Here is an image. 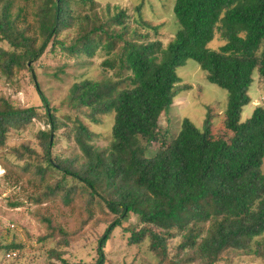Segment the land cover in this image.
Returning <instances> with one entry per match:
<instances>
[{"label":"trees","instance_id":"16d2710c","mask_svg":"<svg viewBox=\"0 0 264 264\" xmlns=\"http://www.w3.org/2000/svg\"><path fill=\"white\" fill-rule=\"evenodd\" d=\"M14 2L0 0V38L10 45L0 53V71L7 79L25 69L31 72L50 125L38 132L41 150L26 143L10 148L21 173L31 174L43 186L31 200L40 203L59 194L68 204L82 184L90 201L99 198L115 216L99 239L94 263L60 256L61 264H104L107 241L131 214L141 224L131 230V242L148 240L158 264H183V255L190 251H195L193 261L198 252L205 264L247 253L264 260V104L243 119L255 74L264 84V0H175L177 27L166 44L132 32L124 10L104 15L96 0H81L93 13L85 16V25L68 45L58 37L72 28L70 0H42L39 44L38 37L23 29L17 28L12 40L4 35ZM137 11V21L149 26L140 7ZM215 40L221 42L218 48L212 46ZM56 45L77 58L93 57L103 47L104 64L115 76L72 85L68 102L78 113L69 139L79 150L72 160L55 153L62 124L31 67ZM188 60L196 61L211 83L228 92L225 126L233 133L231 142L213 138L209 117L202 128L185 118L178 134L149 155V144L159 140L160 118L174 103L178 68ZM79 113L94 123L102 114H114L110 144L103 151L90 142L93 133ZM36 116L34 107L0 97V146L11 128L26 127ZM178 236L181 241L175 245ZM17 247L0 242V249Z\"/></svg>","mask_w":264,"mask_h":264},{"label":"rangeland","instance_id":"374dc122","mask_svg":"<svg viewBox=\"0 0 264 264\" xmlns=\"http://www.w3.org/2000/svg\"><path fill=\"white\" fill-rule=\"evenodd\" d=\"M174 1L96 0L100 14L113 15L124 10L127 14L125 22L132 32L137 30L139 33L149 34L151 40H161L164 44L170 41L177 27L173 18ZM70 3L73 9L72 28L64 30L58 37L66 45L73 41L78 30L85 25V16L93 13L83 6L81 0H70ZM41 4L42 0H15L10 8L11 22L3 31L4 35L12 40L17 36L18 29H23L26 35L38 37L39 44L41 40L37 13ZM138 7L149 26L137 21ZM105 41L104 37L103 42ZM220 45L218 40L212 43L214 48ZM102 48L99 47L93 57L83 54L77 58L59 45L54 48L50 46L34 65V62L31 63V67L34 66L37 70L40 87L48 97L50 108L56 112L62 124V128L58 130L59 141L55 146V153L62 158L72 160L79 152L74 140L69 139L78 113L68 102L72 85L86 79L101 81L115 78L104 64L107 53ZM9 49L7 41L0 38V53ZM198 65L196 61L188 60L178 68L180 81L175 88L174 103L160 118L159 140L149 144V155L156 153L163 142H169L178 134L185 118L202 128L209 117L213 138L231 142L233 133L225 126L228 92L211 83ZM254 78L249 90L252 101L245 107L243 119L251 116L256 106L264 104V84L258 74ZM0 97L8 98L23 108L34 107L38 114L26 127L11 128L5 145L0 146V242L8 247L11 244L18 246L9 250L0 249V264H61L60 256L70 261L94 263L99 257V239L115 216L99 198L95 202L90 201L88 190L82 184L68 204L63 202L59 194L40 203L31 200V196L42 193L43 186L31 174L21 173L10 148L26 143L41 150L38 132L50 128L46 108L43 107L34 78L27 69L19 71L11 79H7L0 71ZM79 116L93 133L90 142L103 151L110 144L114 114H102L98 123H94L87 114L79 113ZM143 143H146L145 139ZM44 218H49L50 223ZM136 227H141L139 217L131 214L123 221L122 226L114 230L103 251L104 264H158V259L149 250L148 240L131 242V230ZM204 227L203 236H206L210 223ZM59 228L63 230L60 231ZM53 230L55 235L52 234ZM50 233L52 237H49ZM180 241L181 237L178 236L172 242L177 245ZM194 252L183 255V264H205L204 259L198 258V252L194 261L191 259ZM8 253L16 255L9 257ZM217 264H264V260L256 254L247 253L235 259L227 256Z\"/></svg>","mask_w":264,"mask_h":264},{"label":"built area","instance_id":"2783aa9c","mask_svg":"<svg viewBox=\"0 0 264 264\" xmlns=\"http://www.w3.org/2000/svg\"><path fill=\"white\" fill-rule=\"evenodd\" d=\"M13 255H16V253H12ZM12 254H8L9 257H12Z\"/></svg>","mask_w":264,"mask_h":264},{"label":"clouds","instance_id":"9594fccd","mask_svg":"<svg viewBox=\"0 0 264 264\" xmlns=\"http://www.w3.org/2000/svg\"><path fill=\"white\" fill-rule=\"evenodd\" d=\"M9 254V253H8Z\"/></svg>","mask_w":264,"mask_h":264}]
</instances>
